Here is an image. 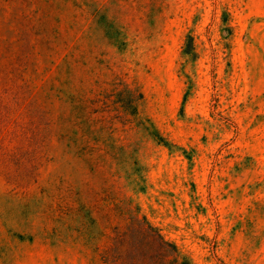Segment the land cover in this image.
<instances>
[{"label": "rangeland", "instance_id": "obj_1", "mask_svg": "<svg viewBox=\"0 0 264 264\" xmlns=\"http://www.w3.org/2000/svg\"><path fill=\"white\" fill-rule=\"evenodd\" d=\"M264 264V0H0V264Z\"/></svg>", "mask_w": 264, "mask_h": 264}, {"label": "trees", "instance_id": "obj_2", "mask_svg": "<svg viewBox=\"0 0 264 264\" xmlns=\"http://www.w3.org/2000/svg\"><path fill=\"white\" fill-rule=\"evenodd\" d=\"M181 264H188V262H186V261H183Z\"/></svg>", "mask_w": 264, "mask_h": 264}]
</instances>
